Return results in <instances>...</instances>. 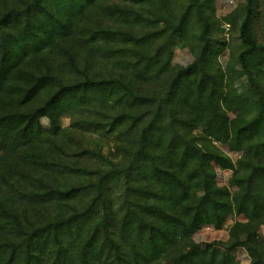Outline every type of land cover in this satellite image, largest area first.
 <instances>
[{
  "label": "rangeland",
  "instance_id": "374dc122",
  "mask_svg": "<svg viewBox=\"0 0 264 264\" xmlns=\"http://www.w3.org/2000/svg\"><path fill=\"white\" fill-rule=\"evenodd\" d=\"M249 7L254 10L251 37L259 46L248 57L251 77L240 61L247 47L240 27ZM10 11L34 19L77 15L72 41L77 68L65 67L54 88L41 91L26 110L43 107L59 82L93 81L88 91L93 99L81 106L72 107L69 95L62 99L60 125L66 130L74 123L92 126L75 136L72 152L88 148L94 153L72 162L93 175L113 172L103 185L115 219L110 225L127 214L126 170L142 131L160 108L164 127L172 124L198 145L206 140L202 149L222 158L221 164L211 165L217 185L230 194L232 210L221 228L204 225L195 242L207 246V256L216 254L227 264H264V216H256L259 212L250 203L235 201L247 183L264 180L260 172L253 176L256 169L264 170V0H0V16ZM101 98L110 101L101 105ZM40 122L45 128L52 124L48 116ZM95 175H72L65 186L90 183ZM1 177L0 205H5ZM52 206L48 211L56 217L61 208ZM128 220L131 226L112 229L116 244L100 242L97 250H88L90 255L100 256L102 264H175L156 250H131V240L140 244L141 233L149 246L150 233L145 228L140 232L132 217ZM77 246L65 229L46 231L31 264L72 263L71 254L80 252ZM53 251L64 254L56 263ZM13 253V264H27L25 250L7 254ZM86 264H91L89 259Z\"/></svg>",
  "mask_w": 264,
  "mask_h": 264
},
{
  "label": "trees",
  "instance_id": "16d2710c",
  "mask_svg": "<svg viewBox=\"0 0 264 264\" xmlns=\"http://www.w3.org/2000/svg\"><path fill=\"white\" fill-rule=\"evenodd\" d=\"M31 15L10 11L0 16V174L8 202L0 205V264L15 262V253L10 257L9 250H25L27 264H31L43 234L56 228L65 229L73 243H78L80 252L71 254L74 259L69 264H86L88 259L91 264H102L100 256L90 255L88 250H97L100 242L115 243L112 229L131 226L130 217L140 232L145 228L150 233L149 246L141 233L140 244L131 240V250H156L175 264H227L225 259L217 260L216 254L207 256V246L194 239L204 225L221 228L232 210L230 194L217 185L211 165V161L221 164L222 158L202 149L206 140L198 145L195 138L172 124L164 127L160 108L154 122L142 131L126 170L128 211L123 219L109 223L115 219L110 217L103 185L113 172L94 174L98 178L90 183L65 186L72 175L94 176L72 162L94 152L88 148L72 152L75 136L90 132L92 126L74 123L69 130L61 128V101L69 95L76 108L93 99L88 93L93 81L59 82L43 107L27 112L41 91L54 88L65 67L77 68L72 45L77 15L48 19ZM253 18L254 10L249 7L240 27V38L247 46L240 61L250 77L248 57L259 50L251 37ZM256 88L261 95L260 87ZM107 101L110 99L101 98V105ZM44 116L51 120L48 128L40 122ZM258 172L264 174L263 169H256L253 176ZM240 200L250 203L259 212L256 216H264V180L254 186L252 181L247 183L235 199ZM52 205L62 209L56 217L48 211ZM51 254L54 263L64 255L56 251Z\"/></svg>",
  "mask_w": 264,
  "mask_h": 264
}]
</instances>
